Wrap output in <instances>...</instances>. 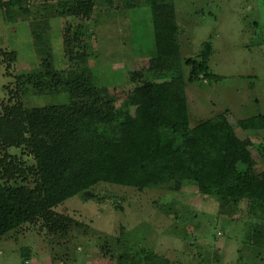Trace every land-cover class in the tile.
Returning <instances> with one entry per match:
<instances>
[{
	"label": "rangeland",
	"instance_id": "rangeland-1",
	"mask_svg": "<svg viewBox=\"0 0 264 264\" xmlns=\"http://www.w3.org/2000/svg\"><path fill=\"white\" fill-rule=\"evenodd\" d=\"M7 1L0 0V115L17 102L25 109L70 103L65 88L42 80L49 59L54 71L83 73L98 95L134 113L127 96L150 80L155 57L145 0H93L88 18L64 13L85 0H20L9 13ZM170 2L180 45L172 64L182 70L190 127L223 117L239 140L249 142L255 171L263 172L264 132L243 130L240 122L264 114V0ZM205 42L212 48L209 74L218 81L193 78L185 65L199 59ZM26 76L42 78L18 88L17 79ZM8 152L25 169L34 165L27 151ZM8 185L34 182L20 178ZM221 206L215 189L99 183L53 210L69 220L65 231L50 234L39 221L2 238L0 264H264V222L250 214L247 201Z\"/></svg>",
	"mask_w": 264,
	"mask_h": 264
},
{
	"label": "trees",
	"instance_id": "trees-1",
	"mask_svg": "<svg viewBox=\"0 0 264 264\" xmlns=\"http://www.w3.org/2000/svg\"><path fill=\"white\" fill-rule=\"evenodd\" d=\"M145 2L151 13L155 57L150 80L127 96L132 115L128 109L119 110L109 97L98 95L83 73L70 71L62 76L54 71L50 59L43 62L47 72L42 80H52L53 88H65L70 103L25 109L17 102L3 107L0 240L39 221L50 234L65 231L67 219L53 210L99 183L173 191L184 185L196 186L200 192L215 189L223 206L233 209L247 201L250 214L264 222V171H255L249 142L239 140L223 117L218 124L205 120L190 127L182 70L172 64L180 56L174 6L170 0ZM17 4L20 0L7 1L6 12ZM93 10V0H85L64 13L88 18ZM211 54V44L205 42L199 59L185 60L191 77L220 80L209 74ZM42 76L35 80L40 82ZM17 80L20 89L25 82L35 81L28 76ZM41 86L36 84L35 89ZM240 126L264 132V114ZM10 149L27 151L34 165L25 169ZM30 177L33 187L8 185L20 178L27 183Z\"/></svg>",
	"mask_w": 264,
	"mask_h": 264
}]
</instances>
